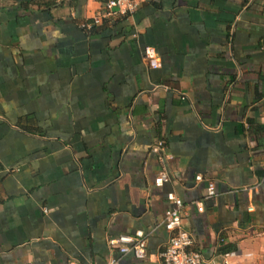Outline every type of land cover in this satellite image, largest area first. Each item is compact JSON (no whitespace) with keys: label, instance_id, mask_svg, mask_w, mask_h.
Instances as JSON below:
<instances>
[{"label":"crops","instance_id":"crops-1","mask_svg":"<svg viewBox=\"0 0 264 264\" xmlns=\"http://www.w3.org/2000/svg\"><path fill=\"white\" fill-rule=\"evenodd\" d=\"M135 1L0 0V264H159L170 191L205 264H264V0Z\"/></svg>","mask_w":264,"mask_h":264},{"label":"built area","instance_id":"built-area-1","mask_svg":"<svg viewBox=\"0 0 264 264\" xmlns=\"http://www.w3.org/2000/svg\"><path fill=\"white\" fill-rule=\"evenodd\" d=\"M137 7L135 0H106L102 11L93 18L99 23L104 17L111 15H127L132 13ZM89 25V24H88ZM145 55L149 64L153 68L159 66V56L155 47L147 45L145 47ZM166 151L165 141L159 139L152 148L154 154L161 155L160 160H164L163 153ZM264 162V159H263ZM202 176L198 175L197 179ZM170 179L169 173L165 168H161L155 178L156 186H163ZM216 194L214 183L210 182L207 187V196L211 197ZM171 207L166 211L163 224L169 232V240L166 247L160 252L159 264H205L203 254L192 248L194 244L193 234L183 226V207L184 201L170 191L167 194ZM198 209L203 210L202 203H197ZM109 245L112 248H118L122 254L133 252L138 258L143 259L147 254V233L143 229L137 230L133 234H121L116 237L109 238ZM117 259H112L108 264H117ZM28 264H34L30 262ZM68 264H80L77 261H70Z\"/></svg>","mask_w":264,"mask_h":264},{"label":"trees","instance_id":"trees-1","mask_svg":"<svg viewBox=\"0 0 264 264\" xmlns=\"http://www.w3.org/2000/svg\"><path fill=\"white\" fill-rule=\"evenodd\" d=\"M17 3L20 8H26L33 11H51L55 6L61 5L64 3V0H13ZM105 2L106 0H101ZM103 19L96 23L94 19L84 21L81 26L86 31H93L96 29L100 24H102ZM89 24V25H88ZM223 242V241H222ZM234 247L229 248H221L222 251H228L233 249Z\"/></svg>","mask_w":264,"mask_h":264}]
</instances>
